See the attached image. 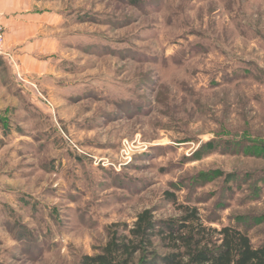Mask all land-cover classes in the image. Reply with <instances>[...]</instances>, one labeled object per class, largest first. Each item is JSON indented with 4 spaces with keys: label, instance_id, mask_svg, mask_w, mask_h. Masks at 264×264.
Returning <instances> with one entry per match:
<instances>
[{
    "label": "rangeland",
    "instance_id": "obj_1",
    "mask_svg": "<svg viewBox=\"0 0 264 264\" xmlns=\"http://www.w3.org/2000/svg\"><path fill=\"white\" fill-rule=\"evenodd\" d=\"M42 1L53 48L0 70V264H78L165 193L264 242V0Z\"/></svg>",
    "mask_w": 264,
    "mask_h": 264
},
{
    "label": "trees",
    "instance_id": "obj_2",
    "mask_svg": "<svg viewBox=\"0 0 264 264\" xmlns=\"http://www.w3.org/2000/svg\"><path fill=\"white\" fill-rule=\"evenodd\" d=\"M165 200L179 216L156 219L143 210L130 225L113 224L99 253L82 256L78 264H264V242L254 245L246 224L208 220L196 207L178 204L171 193Z\"/></svg>",
    "mask_w": 264,
    "mask_h": 264
},
{
    "label": "crops",
    "instance_id": "obj_3",
    "mask_svg": "<svg viewBox=\"0 0 264 264\" xmlns=\"http://www.w3.org/2000/svg\"><path fill=\"white\" fill-rule=\"evenodd\" d=\"M47 9L42 0H0L4 50L15 59L23 73L30 71L29 66L34 62L39 67L32 58L46 54L55 44L53 28L57 17L50 15Z\"/></svg>",
    "mask_w": 264,
    "mask_h": 264
},
{
    "label": "built area",
    "instance_id": "obj_4",
    "mask_svg": "<svg viewBox=\"0 0 264 264\" xmlns=\"http://www.w3.org/2000/svg\"><path fill=\"white\" fill-rule=\"evenodd\" d=\"M4 43H5L4 28L0 23V56L2 58H5L7 61H9L12 66H15L12 56L6 53L4 50ZM17 77L19 78L20 81H23L19 75H17Z\"/></svg>",
    "mask_w": 264,
    "mask_h": 264
}]
</instances>
